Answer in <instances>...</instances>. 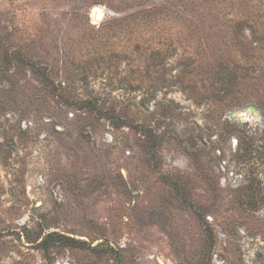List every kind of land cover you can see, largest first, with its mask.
I'll return each instance as SVG.
<instances>
[{
    "label": "rangeland",
    "instance_id": "1",
    "mask_svg": "<svg viewBox=\"0 0 264 264\" xmlns=\"http://www.w3.org/2000/svg\"><path fill=\"white\" fill-rule=\"evenodd\" d=\"M0 264H264V0H0Z\"/></svg>",
    "mask_w": 264,
    "mask_h": 264
},
{
    "label": "bare ground",
    "instance_id": "2",
    "mask_svg": "<svg viewBox=\"0 0 264 264\" xmlns=\"http://www.w3.org/2000/svg\"><path fill=\"white\" fill-rule=\"evenodd\" d=\"M98 10V9H97ZM94 11V14L97 16V18L99 19L101 16H102V14L104 15V13H102V11ZM98 13H99V16H98Z\"/></svg>",
    "mask_w": 264,
    "mask_h": 264
},
{
    "label": "trees",
    "instance_id": "3",
    "mask_svg": "<svg viewBox=\"0 0 264 264\" xmlns=\"http://www.w3.org/2000/svg\"><path fill=\"white\" fill-rule=\"evenodd\" d=\"M71 240H73V241H74L75 239H71ZM77 242H79V241H77Z\"/></svg>",
    "mask_w": 264,
    "mask_h": 264
},
{
    "label": "water",
    "instance_id": "4",
    "mask_svg": "<svg viewBox=\"0 0 264 264\" xmlns=\"http://www.w3.org/2000/svg\"><path fill=\"white\" fill-rule=\"evenodd\" d=\"M98 16H99V13H98ZM104 16V15H103Z\"/></svg>",
    "mask_w": 264,
    "mask_h": 264
}]
</instances>
